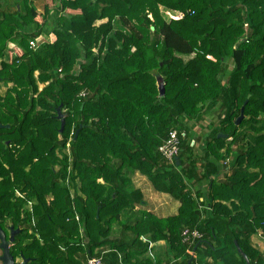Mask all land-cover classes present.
Listing matches in <instances>:
<instances>
[{"label": "trees", "instance_id": "obj_1", "mask_svg": "<svg viewBox=\"0 0 264 264\" xmlns=\"http://www.w3.org/2000/svg\"><path fill=\"white\" fill-rule=\"evenodd\" d=\"M24 8L0 20V82L13 86L0 97V227L20 231L13 259L246 264L236 242L264 264L250 242L264 234V0H45L41 22ZM47 19L51 41L33 48ZM213 111L197 170L181 129ZM173 130L170 166L158 149ZM227 158L229 174L217 165ZM136 173L180 203L175 216H129L143 202ZM158 242L170 262L148 257Z\"/></svg>", "mask_w": 264, "mask_h": 264}, {"label": "crops", "instance_id": "obj_2", "mask_svg": "<svg viewBox=\"0 0 264 264\" xmlns=\"http://www.w3.org/2000/svg\"><path fill=\"white\" fill-rule=\"evenodd\" d=\"M25 4H27L28 7L33 8L35 10L40 22L45 18V0H0V20H2L1 14L4 13L10 14V13L18 12L21 15H24ZM51 26H52L51 19H47V21L44 24V31L40 34V36L37 37L43 43H49L51 41V35H50ZM30 28L32 29L33 26ZM7 49L13 53L19 50L18 46H16V44L14 43H8ZM2 60L3 59L0 58V63ZM42 86L43 85L39 84V87ZM12 87H13L12 84L0 82V97H4L7 90ZM131 178L134 188L140 191L143 202L135 206L134 210H132L129 213V216L138 217L140 214L139 212L142 211L151 213L152 215H155L156 217L163 219L175 216L177 214L178 208L180 206V203L177 200L173 199L171 196L167 194H162L154 191L150 181L145 176L136 173L132 175ZM99 182L101 183V181ZM205 185L206 184L201 183L199 185L201 187L196 186V191L198 190L203 195V197L206 195L207 187ZM76 187L77 188L79 187V182L76 184ZM203 197L200 198V201H203L204 199ZM119 228L120 227L118 225H114L111 235L117 236L120 231ZM250 242L254 248L259 250L261 254H264V234L258 231L255 235H253L250 238ZM150 248H152L154 251L156 250L160 251L163 250V248L165 250V244L164 242L150 244ZM153 250H150L148 253V257L151 260H153L154 258ZM1 255L2 253L0 251V256ZM15 262L21 264L22 260L16 259Z\"/></svg>", "mask_w": 264, "mask_h": 264}, {"label": "rangeland", "instance_id": "obj_3", "mask_svg": "<svg viewBox=\"0 0 264 264\" xmlns=\"http://www.w3.org/2000/svg\"><path fill=\"white\" fill-rule=\"evenodd\" d=\"M115 28L116 29H120V26L119 25H117V23L115 22ZM192 57V56H191ZM191 57H183V59L185 60V61H187L188 59H190ZM228 68L230 69L231 68V66H228ZM43 87V86H42ZM42 87H39L38 86V88H39V90L40 89H42ZM62 113V112H61ZM215 119H217V115L215 114V111H213L212 113H208L207 115H205V116H203V117H201V120L200 121H198V122H194V123H186V124H184L185 126H184V129H181V130H187L188 131V133H190V138L192 139V140H195V144H194V147H193V149L191 150V152L190 153H188V154H185V156H183V161H187V160H189V161H187V163L188 164H190L191 162L190 161H194V162H196V169L197 170H200L201 168H200V166H199V162H197V160L199 159V158H201V156H202V149H201V146H202V143H203V141L202 140H200L199 141V136L201 137V138H203L208 132H209V126L211 125V123L215 120ZM241 131H242V129H241ZM230 161H231V159L230 158H227V159H224V161H219V162H217V165L219 166V168L218 169H220L221 171H223L224 173H228L229 174V172L231 171V170H228V168L226 169V170H224V169H222L221 168V165L222 166H224V167H227V166H229V163H230ZM56 170L58 169V168H55ZM223 174L222 175H220V177L218 178V180H220V179H223ZM76 184L78 183V181H76L75 182ZM205 182H203V184H204ZM16 196H18L17 194H16ZM27 208L26 209H29V205H27L26 206ZM163 250H164V248H163ZM163 250H156V251H153V256L156 258V256H159V258H161L163 261H164V263H166V261H168V262H170L172 259H171V257H166L165 255H164V251Z\"/></svg>", "mask_w": 264, "mask_h": 264}, {"label": "built area", "instance_id": "obj_4", "mask_svg": "<svg viewBox=\"0 0 264 264\" xmlns=\"http://www.w3.org/2000/svg\"><path fill=\"white\" fill-rule=\"evenodd\" d=\"M43 43L40 41L39 38L35 39L33 42H30V45L33 48H36L39 44ZM80 97H85V94L82 92L80 93ZM178 145H179V139L177 136L176 131H170L168 133L167 139L163 142V144L159 147L158 152L162 156L164 162L166 164L172 166L174 164V161L176 157L178 156ZM19 196V195H18ZM31 203H28L30 206ZM76 221L78 220V217L76 216ZM82 229H80V232ZM182 236L185 241L187 240H199L202 239V235L196 231V230H184L182 233ZM82 264H104L102 256H92V257H86V260Z\"/></svg>", "mask_w": 264, "mask_h": 264}, {"label": "water", "instance_id": "obj_5", "mask_svg": "<svg viewBox=\"0 0 264 264\" xmlns=\"http://www.w3.org/2000/svg\"><path fill=\"white\" fill-rule=\"evenodd\" d=\"M163 82L160 78L157 79V87H158V92H159V97H162L164 94V88H163ZM56 118L60 121V130L59 132L61 133L63 131L64 128V119H63V115L61 113V109L58 108L57 109V115ZM243 120V107L240 110V115L238 117V119L236 120L235 124L239 125V123ZM1 128H8L7 126H1L0 125V129ZM77 136V132L75 134V137ZM219 137H224L225 136H220ZM177 162V165H179V161H177L178 159H175ZM19 230H14L12 227H10L9 229V237L8 239L6 238V235L4 233V231L1 229L0 227V251L2 253V255L0 256V262L1 264H15V260L13 259V257L10 254V246L13 244L14 240H15V236L17 234H19ZM234 245L237 249L238 254L243 258V260L245 261L246 264H250L247 257L244 255V253H242V251L240 250V248L238 247L237 243L234 242ZM28 260H24L22 259L21 264H27ZM189 264V263H188Z\"/></svg>", "mask_w": 264, "mask_h": 264}]
</instances>
